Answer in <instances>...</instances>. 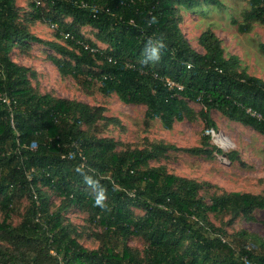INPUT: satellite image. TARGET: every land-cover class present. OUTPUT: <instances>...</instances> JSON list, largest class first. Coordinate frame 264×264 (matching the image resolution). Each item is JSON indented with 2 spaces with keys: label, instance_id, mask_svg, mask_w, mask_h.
<instances>
[{
  "label": "trees",
  "instance_id": "1",
  "mask_svg": "<svg viewBox=\"0 0 264 264\" xmlns=\"http://www.w3.org/2000/svg\"><path fill=\"white\" fill-rule=\"evenodd\" d=\"M15 2L0 0V92L13 106L10 112L0 102V264H264V240L245 230L228 233L209 218L228 216V226L239 217L250 221L256 210L264 211V195L205 196L201 190L211 186L208 182L150 165L172 150L207 158L222 154L207 135L198 146L183 148L162 141L138 148L100 136L91 132L99 121L119 120L105 116L102 106L40 92L31 82L37 81L36 70L10 55L14 49L27 55L33 42L42 43L52 50L47 58L60 76H71L86 91L98 81L100 93L144 105L145 120L158 118L166 129L197 117L216 128L213 109L264 135V79L241 67L237 55L226 56L211 29L198 37L203 53L180 29V10L200 1L29 0L24 18ZM248 5L242 21L232 22L239 33L254 22L264 32V0ZM35 20L56 24L54 39L34 35L29 21ZM83 26L95 29V40L107 47L90 51L96 43L85 38ZM259 49L264 54V42ZM165 78L182 88L166 85ZM188 100L198 101L201 109L195 112ZM225 156L238 158L235 151ZM45 188L59 198L57 204ZM23 196L29 205L12 224ZM73 208L87 214V224L101 228L97 248L78 242L79 231L66 218ZM129 237L144 240L141 251L127 244Z\"/></svg>",
  "mask_w": 264,
  "mask_h": 264
},
{
  "label": "rangeland",
  "instance_id": "2",
  "mask_svg": "<svg viewBox=\"0 0 264 264\" xmlns=\"http://www.w3.org/2000/svg\"><path fill=\"white\" fill-rule=\"evenodd\" d=\"M200 5L192 9H181L180 29L189 42L197 51L203 53L202 46L198 43L199 35L206 29H211L222 42L225 55L235 54L240 59V66L246 68L249 74L264 79V54L259 49V44L264 42V32L261 24L254 22L248 32L239 33L237 22L242 21V14L249 8L248 0H218L219 4L205 3L202 0ZM29 0H16L20 8L21 16H26L30 10ZM42 6L44 1L41 2ZM69 20L70 18H66ZM30 31L43 40L54 39V28L46 22L29 21ZM86 39L95 40V29L90 26L81 28ZM64 42V39H59ZM95 47L103 50L107 47L95 40ZM88 45V44H87ZM52 52L42 43L33 42L29 54H23L17 49L11 53L12 59L22 65L29 66L38 73L37 81H31L40 92H50L55 96L76 99L92 106H102L104 115L116 118L118 123H105L99 121L91 132L100 136H108L113 139L130 144L132 147L148 146L151 142L162 141L174 144L178 148L198 146L201 137L206 135L204 125L200 118L195 120L182 119L175 121L170 129L163 128L158 118L145 120V106L141 104H126L116 94L103 95L98 91L99 82L93 81L90 90L76 84L71 76L62 77L58 74L56 67L47 58ZM189 106L198 112L202 105L198 101L188 100ZM210 117L214 120L216 128H213L217 137H222L228 144L222 148L216 142V137H209V142L222 150L223 153L235 151L238 158L230 161L226 156L214 152V157L207 158L203 155H193L179 150L169 151L160 160H151L150 165H165L169 172L179 176L208 182L211 186L202 189L201 193L208 196V193L221 192H250L264 195V135L256 132L249 126L228 120L219 111L211 110ZM50 196L53 204L59 202V198L44 189ZM206 190V191H205ZM16 212L12 213L11 223L17 224L29 205V199L21 197L17 201ZM15 202V203H16ZM87 214L75 208L66 214L68 222L77 227L78 242L88 249H95L99 246L98 235L102 231L100 227L87 224ZM210 220L216 225L225 228L228 233H235L239 230L257 236L264 240V211L256 210L254 218L250 221L242 217L237 218L230 226L225 222L228 216L209 215ZM127 244L136 250L141 251L145 243L142 238L129 237ZM247 242L258 244L254 238H247ZM1 246H4L1 244ZM52 255H54L51 252ZM59 260L60 258L57 257Z\"/></svg>",
  "mask_w": 264,
  "mask_h": 264
},
{
  "label": "built area",
  "instance_id": "3",
  "mask_svg": "<svg viewBox=\"0 0 264 264\" xmlns=\"http://www.w3.org/2000/svg\"><path fill=\"white\" fill-rule=\"evenodd\" d=\"M86 5H87L86 2H81V6L85 7ZM50 27H51V28H56V24H50ZM63 36H64V37H68V36H69V33H68V32L63 33ZM83 45H84V48H89L87 44H83ZM89 49H90V51H96V50H97V48H94V47L89 48ZM165 83H166V85H168V86H170V87H171V86H176V87L179 88V89L182 88L181 85L172 82V81L169 80L168 78H165ZM0 102H1V103H4V104L7 106V109H8L10 112L12 111L13 106L11 105V103H10V99L8 98V96H7L6 93L0 92ZM247 111H250V109H247ZM250 113H251L252 115H255V112H253V111H250ZM256 115L260 118V115H259V114H256ZM10 121H11V123H13V122H12V121H13V119H12V113H11ZM204 132H205V134H206L207 136H210V137H216V138H217V134L215 133L213 127H211V126H208L207 128H205ZM78 153H79V155L83 158L81 152H78ZM72 154H73V152H69V153H68V156H70V155H72ZM62 156H65V155H62ZM51 252H52L53 254H55L52 250H51ZM250 264H257V263H256V262H251Z\"/></svg>",
  "mask_w": 264,
  "mask_h": 264
},
{
  "label": "bare ground",
  "instance_id": "4",
  "mask_svg": "<svg viewBox=\"0 0 264 264\" xmlns=\"http://www.w3.org/2000/svg\"><path fill=\"white\" fill-rule=\"evenodd\" d=\"M216 142L219 144V146H221L222 148H226L228 146V144L225 142V139H223L222 137H217L216 138Z\"/></svg>",
  "mask_w": 264,
  "mask_h": 264
},
{
  "label": "water",
  "instance_id": "5",
  "mask_svg": "<svg viewBox=\"0 0 264 264\" xmlns=\"http://www.w3.org/2000/svg\"><path fill=\"white\" fill-rule=\"evenodd\" d=\"M221 156L224 157L225 156V153H222Z\"/></svg>",
  "mask_w": 264,
  "mask_h": 264
},
{
  "label": "crops",
  "instance_id": "6",
  "mask_svg": "<svg viewBox=\"0 0 264 264\" xmlns=\"http://www.w3.org/2000/svg\"><path fill=\"white\" fill-rule=\"evenodd\" d=\"M12 53V52H11ZM11 55V54H10ZM12 58V57H11ZM13 60V59H12Z\"/></svg>",
  "mask_w": 264,
  "mask_h": 264
}]
</instances>
